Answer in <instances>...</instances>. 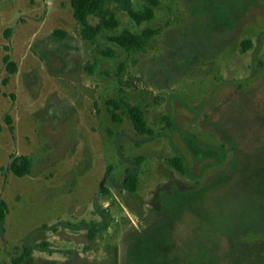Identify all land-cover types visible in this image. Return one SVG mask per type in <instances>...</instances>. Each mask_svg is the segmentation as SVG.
Listing matches in <instances>:
<instances>
[{"label":"rangeland","instance_id":"obj_1","mask_svg":"<svg viewBox=\"0 0 264 264\" xmlns=\"http://www.w3.org/2000/svg\"><path fill=\"white\" fill-rule=\"evenodd\" d=\"M146 26L126 54L70 0H0V264H264V0H157Z\"/></svg>","mask_w":264,"mask_h":264},{"label":"trees","instance_id":"obj_2","mask_svg":"<svg viewBox=\"0 0 264 264\" xmlns=\"http://www.w3.org/2000/svg\"><path fill=\"white\" fill-rule=\"evenodd\" d=\"M146 3L148 5L143 6L141 9L132 10L130 0H70V8L72 17L79 26L80 35L86 41L94 43L98 39H103L126 54H133L143 52L154 35L153 30L147 28L146 25L154 19L157 0H146ZM112 5L117 9L127 12L134 30L123 28L118 31L120 24L117 16L110 9ZM89 17L97 18L99 23L95 26L89 24ZM142 25H145V27L142 30H137ZM107 54L110 55L111 53L107 52ZM7 70L10 74L15 73V69L11 63L7 64ZM110 104L116 109L122 107L124 115L130 121L133 129L138 133L144 132L145 115L139 106L129 108L122 103L121 98H118L115 102H110ZM110 114L112 118L115 117L113 112H110ZM169 162L176 172L184 174L180 159L174 158ZM28 166V160L15 159L11 162L9 170L14 176L21 178L28 173ZM136 182V177L128 174L124 179L123 187L127 192L134 193ZM104 192L107 193L106 190ZM6 214L7 206L3 201H0V224L3 223Z\"/></svg>","mask_w":264,"mask_h":264}]
</instances>
